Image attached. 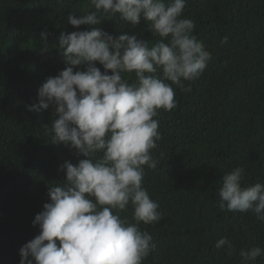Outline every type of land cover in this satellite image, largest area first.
I'll list each match as a JSON object with an SVG mask.
<instances>
[{
  "label": "trees",
  "instance_id": "obj_1",
  "mask_svg": "<svg viewBox=\"0 0 264 264\" xmlns=\"http://www.w3.org/2000/svg\"><path fill=\"white\" fill-rule=\"evenodd\" d=\"M92 10L89 0H0V264H20L19 249L39 234L32 221L50 202L49 187L64 183L61 166L84 159L51 142L48 129L58 118L52 105L34 112L26 106L67 66L54 46L60 33L89 28L68 24V15ZM101 18L91 27L150 46L159 39L143 20L133 26ZM183 18L195 22L193 34L211 59L185 82L190 91L172 86L177 107L155 117L161 139L151 155L158 163L145 168L142 187L162 218L139 225L156 245L144 264H240L241 248L264 250V221L221 210L218 193L223 174L237 166L246 169L245 185L264 184V0H187ZM122 215L131 220V208ZM222 237L233 244L232 256L227 246L216 249ZM255 264H264V255Z\"/></svg>",
  "mask_w": 264,
  "mask_h": 264
},
{
  "label": "clouds",
  "instance_id": "obj_2",
  "mask_svg": "<svg viewBox=\"0 0 264 264\" xmlns=\"http://www.w3.org/2000/svg\"><path fill=\"white\" fill-rule=\"evenodd\" d=\"M89 2L94 10L67 17L73 27L89 28L61 32L54 45L67 66L39 88L38 103L26 106L34 112L52 105L58 118L48 129L51 142L84 159L61 166L64 183L49 187L50 202L32 221L39 234L19 249L20 264H144L156 245L139 225L162 218L142 187L145 168L158 163L151 155L161 139L155 117L177 107L172 86L190 91L185 82L195 81L211 59L193 34L195 22L183 18L187 0ZM102 16H118L133 26L143 20L159 39L150 46L136 36L114 37L92 28ZM47 36L41 33L45 45ZM227 42L225 36L221 43ZM81 65L86 70L74 71ZM246 175L243 166L223 174L218 207L250 211L264 221V184L247 186ZM129 208L131 220L122 215ZM225 246L232 256L235 248L227 237L215 244L218 250ZM261 255L260 247L241 248L240 264H255Z\"/></svg>",
  "mask_w": 264,
  "mask_h": 264
}]
</instances>
